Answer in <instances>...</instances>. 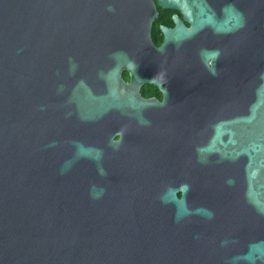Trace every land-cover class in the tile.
Returning a JSON list of instances; mask_svg holds the SVG:
<instances>
[{
  "label": "water",
  "instance_id": "water-1",
  "mask_svg": "<svg viewBox=\"0 0 264 264\" xmlns=\"http://www.w3.org/2000/svg\"><path fill=\"white\" fill-rule=\"evenodd\" d=\"M143 84L195 155L109 113ZM0 264H264V0H0Z\"/></svg>",
  "mask_w": 264,
  "mask_h": 264
},
{
  "label": "flooded vegetation",
  "instance_id": "flooded-vegetation-1",
  "mask_svg": "<svg viewBox=\"0 0 264 264\" xmlns=\"http://www.w3.org/2000/svg\"><path fill=\"white\" fill-rule=\"evenodd\" d=\"M157 17L152 24L151 37L153 43L159 47L163 42V33L160 27L173 29L176 26L177 18L181 25L188 29L190 23L180 10L162 9L157 6ZM123 79L128 80V75ZM141 97L145 100H157L145 107L134 108L127 104L109 111L114 118L130 124H137L142 121L146 130L153 132L151 136L161 134L167 150L171 154H187L190 150L196 153L195 124L198 120L197 106L192 104H179L172 101L163 103V95L154 84H143L139 89ZM120 132L114 135L113 141L120 139Z\"/></svg>",
  "mask_w": 264,
  "mask_h": 264
},
{
  "label": "trees",
  "instance_id": "trees-1",
  "mask_svg": "<svg viewBox=\"0 0 264 264\" xmlns=\"http://www.w3.org/2000/svg\"><path fill=\"white\" fill-rule=\"evenodd\" d=\"M124 76H125V78L127 77V75H126V74H124Z\"/></svg>",
  "mask_w": 264,
  "mask_h": 264
}]
</instances>
